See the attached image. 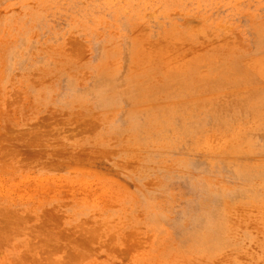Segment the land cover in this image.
<instances>
[{
    "label": "rangeland",
    "instance_id": "rangeland-1",
    "mask_svg": "<svg viewBox=\"0 0 264 264\" xmlns=\"http://www.w3.org/2000/svg\"><path fill=\"white\" fill-rule=\"evenodd\" d=\"M0 264H264V0H0Z\"/></svg>",
    "mask_w": 264,
    "mask_h": 264
},
{
    "label": "bare ground",
    "instance_id": "bare-ground-1",
    "mask_svg": "<svg viewBox=\"0 0 264 264\" xmlns=\"http://www.w3.org/2000/svg\"><path fill=\"white\" fill-rule=\"evenodd\" d=\"M42 118V117H41ZM47 118V117H46ZM38 123V122H37ZM53 150V149H52ZM51 151V150H50ZM57 151V150H56ZM34 160V159H33ZM33 162V161H32ZM43 217V216H42Z\"/></svg>",
    "mask_w": 264,
    "mask_h": 264
}]
</instances>
